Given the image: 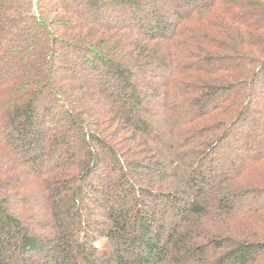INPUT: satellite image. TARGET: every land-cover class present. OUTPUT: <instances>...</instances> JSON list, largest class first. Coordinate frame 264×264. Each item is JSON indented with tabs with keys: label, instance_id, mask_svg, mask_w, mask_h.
I'll return each instance as SVG.
<instances>
[{
	"label": "trees",
	"instance_id": "obj_1",
	"mask_svg": "<svg viewBox=\"0 0 264 264\" xmlns=\"http://www.w3.org/2000/svg\"><path fill=\"white\" fill-rule=\"evenodd\" d=\"M0 264H264V0H0Z\"/></svg>",
	"mask_w": 264,
	"mask_h": 264
},
{
	"label": "rangeland",
	"instance_id": "obj_2",
	"mask_svg": "<svg viewBox=\"0 0 264 264\" xmlns=\"http://www.w3.org/2000/svg\"><path fill=\"white\" fill-rule=\"evenodd\" d=\"M259 110V109H258Z\"/></svg>",
	"mask_w": 264,
	"mask_h": 264
}]
</instances>
